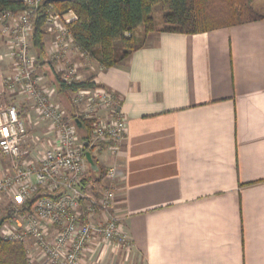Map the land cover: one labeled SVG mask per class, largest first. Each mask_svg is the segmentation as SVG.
Listing matches in <instances>:
<instances>
[{"label": "crops", "instance_id": "1", "mask_svg": "<svg viewBox=\"0 0 264 264\" xmlns=\"http://www.w3.org/2000/svg\"><path fill=\"white\" fill-rule=\"evenodd\" d=\"M44 42L41 57L31 47L40 86L70 119L85 115V103L78 110L71 103L76 92L56 88L51 69L63 62L52 60L55 33L46 30ZM7 52L0 33V99L16 103L27 119L25 159L38 163L57 132L33 100L6 91ZM67 57L86 80L119 97L127 122L118 152L100 143L91 154L105 170L118 167L111 213L131 244L95 238L80 264H264V18L197 34L153 30L109 68L75 43ZM114 116L111 107L92 114L101 123ZM112 183L87 161L89 197ZM6 207L25 208L15 194L0 197V209ZM25 244L32 264H49L34 238Z\"/></svg>", "mask_w": 264, "mask_h": 264}, {"label": "built area", "instance_id": "2", "mask_svg": "<svg viewBox=\"0 0 264 264\" xmlns=\"http://www.w3.org/2000/svg\"><path fill=\"white\" fill-rule=\"evenodd\" d=\"M24 1L26 10H5L0 14V33L7 37V54L14 71L5 78L6 91L33 100L36 113L55 127L57 140L45 150L38 163H28L25 156L29 152L24 148L28 136L27 119L22 117L16 103L0 99V154L9 157L13 167L11 174L0 179V197L17 192L20 204L25 207L11 216L15 225L4 237L24 242L34 238L49 264H80L88 244L95 238L125 248L131 244L121 218L111 213L119 180L118 167L107 168L106 177L113 183L99 197L86 194L83 185L87 165L85 143L79 136L75 120L52 102L49 93L40 86L36 59L31 52L32 16H36L44 0ZM76 18L70 11L47 19L46 24L53 21L57 28L56 31L48 29L55 33L58 44L52 60H66L64 62L68 63L67 54L74 40L59 20L68 24ZM76 70L75 66L64 69L62 80L69 83L79 81ZM73 101L79 108L86 104L81 111L89 118H93V112L99 108H114L112 122H94L92 145L104 143L118 152L127 132L126 118L118 108L119 97L103 88H84L76 92ZM58 188L62 191L57 192ZM82 201L86 204L84 210ZM49 226L56 230L54 237L49 235Z\"/></svg>", "mask_w": 264, "mask_h": 264}, {"label": "trees", "instance_id": "3", "mask_svg": "<svg viewBox=\"0 0 264 264\" xmlns=\"http://www.w3.org/2000/svg\"><path fill=\"white\" fill-rule=\"evenodd\" d=\"M256 0H69L48 2L44 0L36 13L32 44L38 57L45 54V23L51 13L65 14L73 11L76 19L67 24L74 43L81 51L95 57L106 67L119 64L144 44L145 36L153 30L197 34L219 28L231 27L264 18L255 7ZM162 6L163 25L156 26L153 10ZM27 9L24 0H0V14ZM144 26L143 37L137 38L136 29ZM129 33V35H127ZM117 45L120 50H117ZM59 92H77L98 85L87 79L66 82L56 74ZM77 130L85 143V150L92 152L94 118L74 115ZM102 144V143H101ZM104 144V143H103ZM96 163V162H95ZM98 166V165H97ZM101 175L106 170L98 166ZM32 201L28 203L30 206ZM83 210L85 202H81ZM12 214V213H11ZM9 218L5 217L1 226ZM0 226V228H1ZM0 264H30L24 241H13L0 234Z\"/></svg>", "mask_w": 264, "mask_h": 264}, {"label": "rangeland", "instance_id": "4", "mask_svg": "<svg viewBox=\"0 0 264 264\" xmlns=\"http://www.w3.org/2000/svg\"><path fill=\"white\" fill-rule=\"evenodd\" d=\"M256 6V7H255ZM255 9L259 12V13H263L264 12V0H258L257 2H256V4H255ZM73 12V11H72ZM74 13V12H73ZM54 14H56V13H51L50 15H49V17H48V19L49 18H52V16L54 15ZM75 14V13H74ZM163 14H164V11H163V8H162V6H160V5H157L156 7H155V9L153 10V16H154V18H155V22H156V26L157 27H160L161 25H163ZM56 15H62V14H56ZM76 15V14H75ZM32 19H33V21H34V24H35V19H36V16L34 17V16H32ZM74 21V20H73ZM53 22V21H52ZM50 22V23H48V24H46L45 23V30H47V32H49V33H53V31H51L50 32V30H48V29H51V30H57V28L54 26V23L55 22ZM59 23L60 24H62V25H65L66 27H67V24H64L63 22H61L60 20H59ZM68 28V27H67ZM143 32H144V26L143 25H140L137 29H136V31H135V35H136V37L137 38H140V37H143ZM127 35H129V33H127ZM56 36V35H55ZM31 50H32V48H31ZM117 50H120V46L119 45H117ZM50 60H51V58H49ZM68 60V59H67ZM52 61V60H51ZM64 61H66V60H63L62 62H63V66H62V68H64L65 70H67L70 66H75L76 67V69H77V65H75V63H73L71 60H69L68 61V63L66 64V62H64ZM53 63H54V61H53ZM60 65H61V63L60 64H58L57 63V67H59V68H57V69H55V68H53V69H51V70H53V75H55V74H63V72H64V69L63 70H60ZM77 71V79L79 80V81H84V80H86L85 78H84V71L83 70H81L80 71V69H79V71H78V69L76 70ZM6 72H7V75H9V74H12L14 71H13V67H11L10 66V64L8 65L7 64V66H6ZM49 72V71H48ZM49 73H51V71L49 72ZM55 79H56V75H55ZM56 88H57V90H58V86H56ZM53 92H54V90H53ZM55 93V92H54ZM70 100V99H69ZM72 100V101H71ZM70 101H71V103H72V105H75L74 104V101H73V99H71ZM53 102V101H52ZM59 105V104H58ZM35 107V106H34ZM76 108H77V110H78V107L77 106H75ZM82 109V108H81ZM79 113H80V111H78ZM81 113H83V112H81ZM37 114V113H36ZM38 115V114H37ZM39 116V115H38ZM41 118V117H40ZM45 151V150H44ZM43 151V152H44ZM28 155H30V154H28ZM27 157V155L25 156V158ZM0 166L2 167V169H1V171L2 172H0V179L1 178H3V177H5V176H7V175H9V174H11L12 173V170H13V167H12V161H11V159L9 158V157H7V156H5V155H2V154H0ZM17 194V192L15 193V195ZM14 195V194H13ZM18 195V194H17ZM16 195V196H17ZM16 212H18V210L17 211H15L14 212V209L12 208V209H10V207L9 208H7L6 207V209H3V208H1L0 209V220H2V219H4V217H7V216H9V218L4 222V224L1 226V228H0V234L4 237V234H7V233H9V228L11 227V228H13V226L15 225L14 224V222H13V218L11 217V216H14V214H16ZM12 213V214H11ZM14 213V214H13ZM117 216V215H116ZM118 217V216H117ZM12 218V219H11ZM29 239V238H28ZM27 239V240H28ZM30 264H32L31 262H30Z\"/></svg>", "mask_w": 264, "mask_h": 264}, {"label": "water", "instance_id": "5", "mask_svg": "<svg viewBox=\"0 0 264 264\" xmlns=\"http://www.w3.org/2000/svg\"><path fill=\"white\" fill-rule=\"evenodd\" d=\"M47 1H48V2H58V1H69V0H47ZM86 159H87V161L90 163V165H91V167H92L93 169L98 170V166H97V164L95 163L94 158H93V156H92V154H91L90 151H87V152H86ZM4 218H5V217H4ZM3 220H4V219L0 220V226H1L2 222H3Z\"/></svg>", "mask_w": 264, "mask_h": 264}]
</instances>
